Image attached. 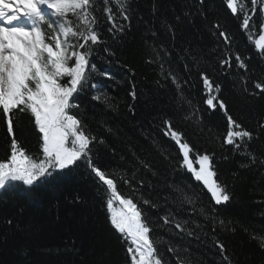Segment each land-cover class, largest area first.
<instances>
[{
  "label": "trees",
  "instance_id": "1",
  "mask_svg": "<svg viewBox=\"0 0 264 264\" xmlns=\"http://www.w3.org/2000/svg\"><path fill=\"white\" fill-rule=\"evenodd\" d=\"M129 3L130 26L126 25L115 39L107 30L102 10L95 13L97 30L112 55L104 52V45L97 47L92 59L98 88L80 93L76 98L80 109L73 110L89 131L105 141L94 146V162L132 179L131 187L119 183L118 189L137 202L154 227L166 264H176L167 250L169 245L187 257L189 264H223L214 239L225 245L232 264H264V249L252 238L253 234L264 235V93L253 87L254 82L264 80V56L253 46L259 23L250 40L241 30L240 20L226 8L225 0H204L202 5L199 0ZM99 6L102 9V4ZM217 23L228 34L230 46L213 27ZM168 25H172V32ZM152 45L168 51L165 69L181 82L179 90L170 79L163 78L166 73L161 72L158 62H148L155 61ZM225 51L233 54V66L222 70L219 60ZM236 54L247 64V72L236 66ZM200 72L219 85L217 95L227 114L253 133L249 151L255 155V162L231 145L222 146L226 115L219 107L211 109L205 104ZM242 78L248 81V91ZM132 85L135 99L129 95ZM96 94L110 97L116 110L94 101ZM165 120H171L195 151L215 153L218 179L231 196L227 204L215 205L191 173L180 166L182 154L164 134ZM14 132L29 153L38 151V134L30 116L22 115L14 123ZM9 142L0 124V159L8 155ZM176 187L198 195L195 209L176 200ZM20 191L0 193V264H128L125 244L110 225L103 190L85 165L55 174L35 187L29 198ZM144 199L157 207L144 205ZM200 208L207 215H201ZM169 213L176 221L187 222L186 229L193 235L164 225L160 218Z\"/></svg>",
  "mask_w": 264,
  "mask_h": 264
},
{
  "label": "snow or ice",
  "instance_id": "2",
  "mask_svg": "<svg viewBox=\"0 0 264 264\" xmlns=\"http://www.w3.org/2000/svg\"><path fill=\"white\" fill-rule=\"evenodd\" d=\"M199 3L202 5L204 0H199ZM225 6L240 20V28L250 40L259 23V35L253 46L264 56V0H225ZM101 10L109 25L107 30L114 39L124 32L126 25L130 26L129 0H99V3L98 0H0V124H3L10 141L8 155L0 159V193L19 188L20 195L29 198L35 187L48 182L55 174L74 170L83 164L103 190L110 225L125 244L128 264H166L154 237V227L145 219L137 202L118 189L119 183L131 187L132 179L126 174L102 169L94 162V146L105 141L89 131L85 121L73 111L80 109L76 102L80 93L86 88H98L94 82L97 68L92 59L97 47L104 45V52L112 55L97 30L95 13ZM167 27L172 32V25ZM213 27L225 45L230 46L231 40L225 31L220 30L221 26L217 23ZM151 47L155 61L149 59L148 62H158L161 72L166 73L163 78L170 79L179 90L181 82L165 69L168 51L162 46ZM234 58L236 66L247 72L244 60L238 54ZM232 60L233 54L225 51L219 60L220 68H232ZM200 79L206 94L205 104L211 109L219 107L226 115L227 131L222 146L231 145L234 151L246 154L255 162V155L249 151L253 133L227 114L226 105L217 95L219 85L205 72H200ZM241 83L248 91V81L242 78ZM253 87L264 93V80L254 82ZM129 95L136 98L135 85H132ZM92 99L116 110L117 106L106 95L96 94ZM25 114L31 117L38 134V151L35 154L20 144L14 132V123H18ZM164 125V134L175 142L182 154L180 166L191 173L215 205L227 204L231 196L218 179L213 164L215 153L195 151L183 133L173 127L171 120H165ZM141 163L150 168L148 164ZM174 190L181 205L196 208L199 200L196 193L179 187ZM132 191L136 189L132 188ZM142 202L151 208L157 207L150 200ZM199 211L201 215H207L205 209L200 208ZM207 218L215 221V217ZM160 219L164 225L171 224L180 232L193 235L186 229L187 222L176 221L171 213ZM11 223L9 220L8 224ZM219 224L224 227L223 220ZM212 232L215 233V227ZM252 238L264 249V235L253 234ZM212 243L223 264H232L225 245L218 239ZM167 250L174 255L176 264H189L188 258L179 255L177 248L169 245Z\"/></svg>",
  "mask_w": 264,
  "mask_h": 264
}]
</instances>
